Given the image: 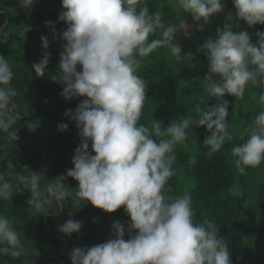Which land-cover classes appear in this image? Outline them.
Instances as JSON below:
<instances>
[{"label":"clouds","instance_id":"1","mask_svg":"<svg viewBox=\"0 0 264 264\" xmlns=\"http://www.w3.org/2000/svg\"><path fill=\"white\" fill-rule=\"evenodd\" d=\"M232 3L235 16L230 13L224 28L217 29L216 38H209L200 49L208 60L209 74L204 79L207 93L218 102L204 108L197 105L196 120H173L162 128L157 119L150 127L139 123L148 85L137 70L139 58L158 47H167L177 60L192 56L181 54L176 25L166 26L159 13L150 14L147 6H140L141 0H61L63 11L58 19L67 29L62 34L63 51L54 79L63 85L61 95L65 99L86 98L74 113H65L75 121L81 141L72 158L74 167L67 170L66 177L77 182L76 202L85 201L105 213L123 207L130 217L128 231L136 233L125 240V229L117 223L113 226L114 239L74 249L72 264H231L228 245L218 238L215 223L207 219L194 223L191 196L166 195L164 186L175 175L174 148L187 139L191 126L211 133L204 141L205 154L211 157L227 136L228 103L222 98L242 97L248 86L264 88V32L256 33L254 44L249 32H234L231 23L234 18L250 27L264 25V0ZM18 4L28 10L34 0H18ZM177 5L192 16L198 30L224 11L222 0H177ZM181 24L187 35L184 20ZM158 29L161 38L149 41ZM41 41L46 50L47 38L42 36ZM49 60L45 51L33 64L37 77L45 75ZM12 77L11 66L0 56V127L5 128L10 121L2 117L16 96L10 86ZM258 103L262 107L247 130V138L231 150L241 174L264 162V91ZM39 123L29 122L27 127L34 132ZM58 128L65 131L67 125ZM40 176L32 173L33 189ZM8 187L0 188V198H8ZM49 191L55 194L56 190ZM28 203L42 209L32 198ZM81 228V222L69 219L59 232L71 236ZM0 255L17 259L27 255L4 215H0Z\"/></svg>","mask_w":264,"mask_h":264},{"label":"trees","instance_id":"2","mask_svg":"<svg viewBox=\"0 0 264 264\" xmlns=\"http://www.w3.org/2000/svg\"><path fill=\"white\" fill-rule=\"evenodd\" d=\"M222 3L226 7L224 11L210 18L203 30L192 25L193 19L189 17L194 31L191 36L212 37V28L216 34L217 29L224 28L230 14L227 8H232L233 3L232 0H222ZM140 6H147L150 14L159 13L166 26L186 19L177 0H141ZM62 11L61 0H34L28 10L22 9L18 0H0V56L12 68L10 86L16 90L2 117L10 123L6 128L0 127V177L9 186L8 198H0V215L9 219L27 252L18 259L0 255V264H72L70 255L74 249L91 248L114 239L113 226L117 223L125 229V240L136 234L128 231L130 217L123 207L114 213H105L85 201L76 202L77 182L66 177L67 170L74 167L72 158L81 141L75 121L65 113L68 110L74 113L86 98L65 99L61 95L63 85L54 79L63 51L62 34L67 29L58 19ZM232 15L235 16V8ZM231 23L234 32L249 30L254 44L256 33L264 32V25L250 27L234 18ZM26 27L30 29L27 32ZM42 36L49 44L46 50L42 47ZM158 38H161L159 29L148 39ZM162 49L158 47L147 57L139 58L141 66L137 75L148 85L139 123L150 127V122L157 119L166 128L173 120L198 119L197 105L204 108L217 102L209 101L203 95V83L194 81L176 93L183 98H195L185 107H170L173 100L167 88L174 86L175 78L169 73L170 61L161 55ZM45 51L50 54L49 64L45 75L37 77L32 66ZM77 70L82 69L77 66ZM255 89L259 94L264 91L261 87ZM237 100L238 97L225 95L228 117L234 116L233 104ZM153 105L156 110L149 112ZM32 121L40 122L34 132L27 127ZM61 124L67 125L65 131L59 130ZM198 133L206 136L199 140L196 150H183L182 143L176 145V162L183 167L188 180L179 185L173 176L164 186L165 194L191 196L194 223L206 219L215 223L218 238L228 245L231 264H264V220L254 222L255 211L260 206L254 207L246 202L244 195L231 192L238 173L231 150L247 136L231 135L227 128L223 146L209 157L205 154L204 141L211 133L206 128L191 126L186 140H192ZM11 135H16L17 140L12 141ZM32 173L43 175L35 189L31 184ZM239 183L246 190L243 181ZM50 188L56 190L55 194ZM31 198L42 205L41 210L28 203ZM69 219L81 222L78 234L67 236L59 232V227Z\"/></svg>","mask_w":264,"mask_h":264},{"label":"rangeland","instance_id":"3","mask_svg":"<svg viewBox=\"0 0 264 264\" xmlns=\"http://www.w3.org/2000/svg\"><path fill=\"white\" fill-rule=\"evenodd\" d=\"M224 8H226L224 6ZM228 12L232 14L234 12V6L231 8H227ZM180 13L178 12V15ZM184 20L185 24L187 25V35L184 33V28L181 24L182 18L179 20V23H173L172 25H176V37L177 42L181 45L182 48V55L190 53L191 57H186L181 60H177L176 57L171 55L170 50L167 47H162L161 55L165 56L168 61H170V69L169 73L175 78L174 86L172 88H167L169 90V97L172 105L170 107H181L187 106L195 97L191 98H183L179 94L177 95V91L181 88L187 86L188 84L193 83L194 81H200L203 83L202 90L203 95L209 101L218 102L216 98L210 97L207 93L206 84L207 82L204 81L205 77L209 74L208 73V60L207 58L200 52L202 45L207 41L209 38L215 39L216 38V31L212 28L211 36L204 35V36H191L194 34L192 26H190V19L192 17L190 14L185 13ZM188 16V17H187ZM200 23H203L201 21ZM209 22L206 24L208 25ZM220 25L219 23H217ZM192 25H196V22H192ZM236 25V24H235ZM257 26V25H255ZM194 27V26H193ZM249 31V30H247ZM257 40V39H256ZM213 79L215 77L213 76ZM259 93L256 91L255 87L248 86L246 87L244 94L242 97H238V100L233 104V108L235 110V114L232 117L227 118L228 123V132L234 136H247V130L249 129L250 125L254 122L255 118L259 114L261 110V105L258 103ZM169 100V101H170ZM222 101H225V96L222 98ZM159 102V101H158ZM156 110V106L153 105L149 112H153ZM12 141L17 140L16 135H11ZM206 136L205 133H198L192 140H185L182 143L183 150H196L198 147L199 140ZM177 150L176 146L174 148V155L175 160L173 162V169L175 171V177L178 180L179 185H182L185 180H188L184 176L183 167L176 162L177 159ZM195 157H192L191 162H194ZM242 180L246 190H243L239 181ZM236 183L231 189L232 193L237 195H244L245 200L247 203L251 204L252 206L256 207L257 205L260 206L255 211L254 222H259L264 220V162H262L257 167H249L246 168L244 175L237 173ZM4 185V181L2 177H0V188ZM8 191V190H7Z\"/></svg>","mask_w":264,"mask_h":264}]
</instances>
